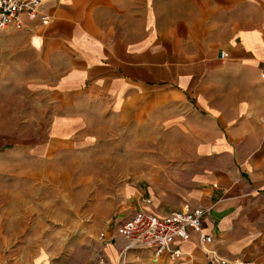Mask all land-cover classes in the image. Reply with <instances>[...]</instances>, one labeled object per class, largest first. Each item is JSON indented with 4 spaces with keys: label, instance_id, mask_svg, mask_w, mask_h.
<instances>
[{
    "label": "crops",
    "instance_id": "1",
    "mask_svg": "<svg viewBox=\"0 0 264 264\" xmlns=\"http://www.w3.org/2000/svg\"><path fill=\"white\" fill-rule=\"evenodd\" d=\"M43 10L50 21L0 30L2 92L29 81L55 96L51 139L70 148L130 133L143 149L178 151L180 177L162 181L187 189L133 213L204 206L212 241L193 231L178 262L264 264V0H48Z\"/></svg>",
    "mask_w": 264,
    "mask_h": 264
},
{
    "label": "rangeland",
    "instance_id": "2",
    "mask_svg": "<svg viewBox=\"0 0 264 264\" xmlns=\"http://www.w3.org/2000/svg\"><path fill=\"white\" fill-rule=\"evenodd\" d=\"M32 84L11 81L8 94L0 79V264H183L109 240L145 198L187 189L162 181L180 177L178 151L143 149L130 133L77 149L52 141L55 96Z\"/></svg>",
    "mask_w": 264,
    "mask_h": 264
},
{
    "label": "built area",
    "instance_id": "3",
    "mask_svg": "<svg viewBox=\"0 0 264 264\" xmlns=\"http://www.w3.org/2000/svg\"><path fill=\"white\" fill-rule=\"evenodd\" d=\"M47 1L0 0V30L11 26L21 29L25 18L40 19L43 22L50 21L51 15L43 10ZM226 55V53L222 54L223 57ZM260 75L264 80V62ZM144 202L148 205L152 200L145 198ZM207 212L206 207L196 206L189 202L163 215L142 207L129 218L121 221L109 240H120L121 254H126L131 250L147 249L153 253L156 260L166 257L172 263H176L185 255L181 244L191 239L193 231L200 233L202 245L212 241V236L202 233ZM100 239L108 240L105 233L100 236ZM215 264H257V262L218 257Z\"/></svg>",
    "mask_w": 264,
    "mask_h": 264
}]
</instances>
